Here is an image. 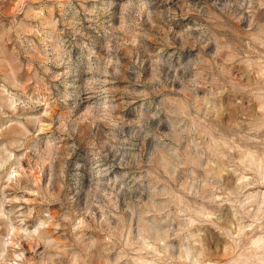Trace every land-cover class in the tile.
<instances>
[{"label": "rangeland", "instance_id": "obj_1", "mask_svg": "<svg viewBox=\"0 0 264 264\" xmlns=\"http://www.w3.org/2000/svg\"><path fill=\"white\" fill-rule=\"evenodd\" d=\"M0 264H264V0H0Z\"/></svg>", "mask_w": 264, "mask_h": 264}]
</instances>
